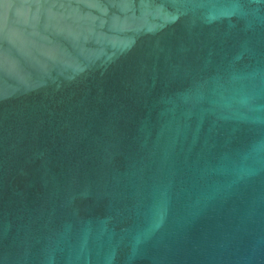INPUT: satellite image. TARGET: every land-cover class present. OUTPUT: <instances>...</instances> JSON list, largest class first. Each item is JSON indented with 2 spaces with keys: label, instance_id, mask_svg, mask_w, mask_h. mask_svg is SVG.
Masks as SVG:
<instances>
[{
  "label": "water",
  "instance_id": "water-1",
  "mask_svg": "<svg viewBox=\"0 0 264 264\" xmlns=\"http://www.w3.org/2000/svg\"><path fill=\"white\" fill-rule=\"evenodd\" d=\"M0 264H264V0H0Z\"/></svg>",
  "mask_w": 264,
  "mask_h": 264
}]
</instances>
